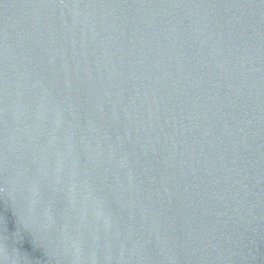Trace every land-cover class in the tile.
Listing matches in <instances>:
<instances>
[{
  "label": "water",
  "instance_id": "95a60500",
  "mask_svg": "<svg viewBox=\"0 0 264 264\" xmlns=\"http://www.w3.org/2000/svg\"><path fill=\"white\" fill-rule=\"evenodd\" d=\"M0 264H264V0H0Z\"/></svg>",
  "mask_w": 264,
  "mask_h": 264
}]
</instances>
